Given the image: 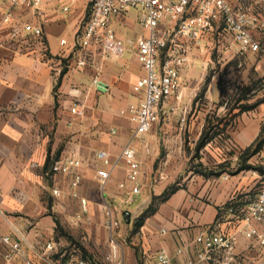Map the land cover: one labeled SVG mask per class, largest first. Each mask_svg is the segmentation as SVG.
Wrapping results in <instances>:
<instances>
[{"label": "crops", "instance_id": "obj_1", "mask_svg": "<svg viewBox=\"0 0 264 264\" xmlns=\"http://www.w3.org/2000/svg\"><path fill=\"white\" fill-rule=\"evenodd\" d=\"M37 1L40 16L32 8L12 7L0 0V264H25L2 237L19 241L33 262L38 249L52 240L55 222L47 215L46 197L51 189L54 196L55 188L60 196L65 194L66 203L72 193L85 199V212L103 205L112 209V203L119 211L116 217L112 210L114 219L122 224L125 213L126 226L131 229L156 198L155 211L134 229L133 237L116 238L123 264H160L161 251L169 255L168 264H185L189 259L196 264H257L264 258V245L243 233L245 211L264 185V167L253 165L255 159L260 162V154L245 155L264 126V100L230 112L225 122L220 121L218 133L211 131L213 137L206 139L208 119L221 112L215 83L205 79L214 64L212 56L234 58L236 54L222 52L212 39L201 47L187 44L180 98L171 97L161 109L159 122L133 145L138 160L141 154L147 166L140 168L141 193L132 195L127 163L119 157L133 138L134 124L121 111L143 97V92L133 88L146 71L131 50L124 57L111 58L98 47L75 45L90 13L88 0ZM232 3L251 8L264 24V0ZM64 7L69 10L65 12ZM8 15L10 23L5 22ZM27 24H41L43 37L28 39L23 31ZM136 24L137 12L130 11L115 19L113 27L124 38L117 28ZM12 28L18 29L15 35ZM142 31L131 39L146 36ZM253 35L260 50L246 55L264 81V28ZM61 40L67 45L61 46ZM73 102L83 109L82 116L71 114ZM187 138L197 146L196 151L212 144L214 159L201 158L197 168L187 169ZM162 148L166 150L163 159ZM99 151L108 152L115 165L100 201L97 171L108 167L98 160ZM66 156L82 161L76 171L82 184L76 190L71 188L72 176L50 173L53 163ZM176 178L177 187L166 191ZM122 183L123 189L119 187ZM165 193L168 196L163 199ZM253 226L264 234V224ZM202 232L229 241L233 238L232 248L208 253L198 242Z\"/></svg>", "mask_w": 264, "mask_h": 264}, {"label": "built area", "instance_id": "obj_2", "mask_svg": "<svg viewBox=\"0 0 264 264\" xmlns=\"http://www.w3.org/2000/svg\"><path fill=\"white\" fill-rule=\"evenodd\" d=\"M12 7L25 6L34 9L40 16V2L37 0H5ZM90 13L80 27L75 45L83 48L98 47L111 58L124 57L128 50L133 51L139 63L144 67L146 76L135 85V92H143V97L136 105L121 111L129 115L134 124L133 138L123 149L119 159L126 161L128 166L127 181L132 184V195L141 193L139 184L141 162L137 158L134 143L137 139L151 131L154 124L160 120L163 105L171 98H180V73L187 62V44L202 46L208 40H213L222 52H232L236 55L260 50L259 41L253 31L263 29L253 10L241 4L233 5L232 0H88ZM65 12L69 10L64 7ZM130 11L137 12V22L146 36L135 39L120 37L113 22L124 17ZM10 23V15L5 18ZM15 35L17 28H12ZM26 37L41 39L43 27L41 24L24 26ZM230 42V43H229ZM61 46L67 45L61 40ZM72 115L82 116L83 109L78 102H73L70 108ZM260 154V165L264 167V146ZM97 158L108 169L97 171L100 183L105 187L112 176L115 165L111 162V155L106 151H99ZM82 161L73 156L62 157L55 161L52 169L55 174L72 176L71 188L76 190L82 179L76 171ZM113 167V168H112ZM125 188L122 183L119 186ZM54 196H60L59 189H53ZM77 195V194H75ZM85 209L86 200L82 199ZM105 226L110 234V260L115 264H123L116 240L119 222L114 219L112 211L106 207ZM243 233L258 238L264 245V234L253 226V223L264 224V185L259 189L256 199L250 203L245 211ZM12 252L21 256L25 264H92L79 253L66 256L59 253L58 244L54 240L47 241L36 254V262L30 260L22 250L21 243L10 236L1 238ZM234 243V239H230ZM222 235H210L202 232L198 237L208 253L220 249H231L232 243ZM32 248V247H30ZM33 249V248H32ZM182 253V250L178 251ZM160 264H168L169 255L161 251L157 257ZM185 264H196L189 259ZM257 264H264L262 258Z\"/></svg>", "mask_w": 264, "mask_h": 264}, {"label": "rangeland", "instance_id": "obj_3", "mask_svg": "<svg viewBox=\"0 0 264 264\" xmlns=\"http://www.w3.org/2000/svg\"><path fill=\"white\" fill-rule=\"evenodd\" d=\"M118 32H122L124 38H133L138 34H142L143 31L138 24L133 27H121L117 28ZM212 60L214 64L209 68L206 76V81H214V93L219 92L220 102L219 104L221 112L220 114L215 113L207 121L206 129L208 131L206 139L211 140L214 134L218 133L221 129L219 125L220 121L225 122L224 117H228L230 112L239 109H245V107L256 106L264 100V81L261 76V72L257 71L249 59L248 55L240 54L236 57H222L219 55H213ZM207 87V83L205 82ZM210 87V86H209ZM202 88V90H203ZM204 88V89H205ZM201 90V91H202ZM201 93V92H200ZM205 93V91H204ZM209 93V90L208 92ZM215 109V108H214ZM218 115V116H217ZM229 118H226V120ZM129 122L132 124L131 120ZM217 127V128H215ZM111 130V129H110ZM213 131L214 134H210ZM190 145H185L184 150L187 158V169H195L197 165L201 162V158L207 159V161H212L214 157L212 153V144L208 145V148L196 151V145L192 143L189 138L186 139ZM137 141H135L136 143ZM217 142V141H216ZM134 143V144H135ZM166 155V150L162 148L161 159ZM141 168L146 169L147 162L143 161L141 154L139 155ZM160 161V159H159ZM157 161L154 165V169L158 167ZM255 167H260V162L255 159L253 162ZM53 176L55 172L51 167L50 171ZM147 169V174H148ZM53 185V180L51 182ZM178 178L174 181L169 182L166 186V191L171 192L175 187H177ZM51 185V186H52ZM140 188H142L140 186ZM105 187L102 185L98 188V199L101 198L102 194L105 192ZM95 192V191H93ZM51 194L47 195L48 211L47 215L55 222L58 220L61 228L57 230V224L55 222L54 234L51 237L59 247V253H64L66 256L72 255L74 253H79L85 260L92 264H115L110 260L111 246H110V234L105 226L106 223V207L97 206V209L91 212H85L82 204V199L72 193L71 196L68 195L69 201L66 203L64 197L65 194L56 198ZM54 208V209H53ZM109 208V207H108ZM111 211L116 215L119 211L115 210L113 204L111 203ZM124 221L121 224L119 221V228L117 232L120 235L117 240L130 239L135 234V230L126 226V220L128 216L124 213ZM116 220V219H115Z\"/></svg>", "mask_w": 264, "mask_h": 264}, {"label": "trees", "instance_id": "obj_4", "mask_svg": "<svg viewBox=\"0 0 264 264\" xmlns=\"http://www.w3.org/2000/svg\"><path fill=\"white\" fill-rule=\"evenodd\" d=\"M205 89H203L201 91V95L204 93ZM202 142V141H201ZM202 146V145H200ZM264 146V126L262 127L261 133L259 135V137L257 138V140L253 143V145L250 147V149H248L247 151H245V155H247V157L249 155H254L257 154L261 151L262 147ZM247 167V166H246ZM247 168H252V167H247ZM202 174H204L202 171L200 172ZM174 190V189H173ZM172 192V191H171ZM168 196V193L163 194V199L166 198ZM154 200H156V198L153 199L152 204L149 206V208H147L140 217H138L137 219H135L134 223H133V227L134 229H138L144 222L145 220L155 211V202ZM56 224H57V230L61 228L60 223L58 220H55Z\"/></svg>", "mask_w": 264, "mask_h": 264}]
</instances>
